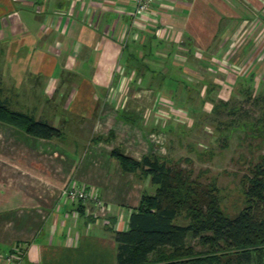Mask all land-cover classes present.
<instances>
[{"label": "crops", "instance_id": "1", "mask_svg": "<svg viewBox=\"0 0 264 264\" xmlns=\"http://www.w3.org/2000/svg\"><path fill=\"white\" fill-rule=\"evenodd\" d=\"M134 8L133 0H0V99L61 130L42 138L0 120V264H119L115 231L129 228L152 181L112 151L157 153L169 126L163 118L157 133L158 110L192 98L175 61L213 48L222 22L238 15L236 0H158L155 13L139 16ZM133 55L144 72H131ZM73 182L97 187L110 223L66 198ZM16 248L21 259L7 261Z\"/></svg>", "mask_w": 264, "mask_h": 264}, {"label": "rangeland", "instance_id": "2", "mask_svg": "<svg viewBox=\"0 0 264 264\" xmlns=\"http://www.w3.org/2000/svg\"><path fill=\"white\" fill-rule=\"evenodd\" d=\"M250 1L236 0L238 15L222 22L213 48L191 49L188 63H181L179 58L173 62L174 69L190 82L192 98L170 100L166 107L173 111L180 108V119L173 113V118L166 117L169 126L161 131L163 141L156 138L161 144L156 146V152L183 168L190 179L210 183L220 208L229 217H235L246 206L245 178L252 176L253 167L264 161V2L257 0L260 3L256 5L255 0ZM178 52L185 53L182 49ZM130 68L131 72L146 69L136 55ZM158 118L157 133L166 129L158 125L163 120ZM157 186L147 183L144 194H155ZM192 186L185 183L181 193L189 196ZM189 221L187 211L176 220L183 224ZM188 246L193 256L213 250L199 237L188 238ZM215 249L226 254L223 244ZM254 258L252 263L244 264H264V253ZM225 260L222 255L221 264ZM214 264L220 263L216 260Z\"/></svg>", "mask_w": 264, "mask_h": 264}, {"label": "trees", "instance_id": "3", "mask_svg": "<svg viewBox=\"0 0 264 264\" xmlns=\"http://www.w3.org/2000/svg\"><path fill=\"white\" fill-rule=\"evenodd\" d=\"M0 120L37 137L61 136L58 127L12 110L2 99ZM112 154L126 171H142L158 185L155 194H143L139 207L130 215L129 228L115 231L119 264H214L216 260L221 264L222 255L224 264H244L264 253V161L257 163L252 176L245 178L246 206L235 217H229L220 208L210 183L190 179L183 168L171 164L166 157L151 153L138 160L118 148ZM185 183L194 185L188 189L189 196L181 193ZM183 211H187L189 223L176 222ZM190 237L209 243L212 252L193 256L188 246ZM221 244L226 254L215 249Z\"/></svg>", "mask_w": 264, "mask_h": 264}, {"label": "built area", "instance_id": "4", "mask_svg": "<svg viewBox=\"0 0 264 264\" xmlns=\"http://www.w3.org/2000/svg\"><path fill=\"white\" fill-rule=\"evenodd\" d=\"M135 4V8L133 10L134 16L139 15H150L155 13L156 10V3L158 0H133ZM159 109V108H158ZM170 110V111H169ZM158 112H161L162 118L166 117H172L175 114L178 118V116L182 112L180 108H177V110L171 109H165L163 112L158 110ZM173 113V115H172ZM174 121V120H173ZM66 198L74 205L78 203H83L85 205L86 202H89V213L94 216L95 220L100 221L104 220L105 222L110 223V219L107 218L109 216V213L111 211L110 206L103 200L102 196L99 193V190L95 186H88L81 184L79 182H73L71 183L64 192ZM21 251L19 248L15 249L14 253H8L6 258L7 261H19L21 259Z\"/></svg>", "mask_w": 264, "mask_h": 264}]
</instances>
